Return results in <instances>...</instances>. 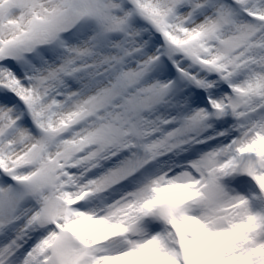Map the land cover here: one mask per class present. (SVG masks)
Instances as JSON below:
<instances>
[{
	"label": "snow or ice",
	"instance_id": "6c2138e0",
	"mask_svg": "<svg viewBox=\"0 0 264 264\" xmlns=\"http://www.w3.org/2000/svg\"><path fill=\"white\" fill-rule=\"evenodd\" d=\"M0 264H264V0H0Z\"/></svg>",
	"mask_w": 264,
	"mask_h": 264
}]
</instances>
